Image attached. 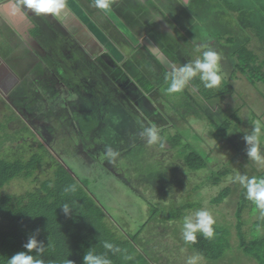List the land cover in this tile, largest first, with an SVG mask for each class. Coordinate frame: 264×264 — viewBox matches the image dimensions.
Masks as SVG:
<instances>
[{
  "label": "flooded vegetation",
  "instance_id": "af4514ba",
  "mask_svg": "<svg viewBox=\"0 0 264 264\" xmlns=\"http://www.w3.org/2000/svg\"><path fill=\"white\" fill-rule=\"evenodd\" d=\"M144 1L113 0L105 13L95 8L94 0H66L67 12L54 17L33 14L23 0H0V122L4 125H0V142L15 144L29 135L34 139V151L27 157L4 159L27 162L36 153L40 156L37 167H65L87 185L91 184L92 168L98 171L93 180L102 179L96 192L104 188V196L115 185L128 187V175L136 170L131 173L126 167H142L158 145H148L140 136L142 130L160 125L167 142L174 136L177 112L165 87L172 66L194 61L208 46L221 56V88L216 92L208 89L212 96L201 95L200 101L185 91L190 108H203L206 100L216 99L214 109L208 108L212 113L208 117L214 122L238 104L264 122V84L251 82L235 67L240 48L258 58L264 56V39L256 38L250 26L234 30L236 43L229 36L223 42V36L215 38L210 31L219 26L220 7L241 0ZM251 2L254 11L257 4ZM199 81L195 78L186 90L190 87L196 95L197 89H206ZM226 86L229 92L222 99L220 93ZM181 114L186 113L180 111L179 118ZM71 125L81 145L66 139L58 146L57 128ZM88 133V141L80 135ZM106 146L120 154L113 163L101 160ZM143 146L151 150L150 157L130 165V150ZM171 166L167 162L164 167ZM137 177L142 182L139 190L148 186L154 197L162 194L157 188L167 184L162 177L159 183L141 173ZM133 189L129 192L137 195L139 190ZM142 196L143 192L137 195Z\"/></svg>",
  "mask_w": 264,
  "mask_h": 264
},
{
  "label": "trees",
  "instance_id": "16d2710c",
  "mask_svg": "<svg viewBox=\"0 0 264 264\" xmlns=\"http://www.w3.org/2000/svg\"><path fill=\"white\" fill-rule=\"evenodd\" d=\"M238 53L236 70L245 74L244 76L251 82L264 84V70L262 69L264 68V61H258L263 58H258L251 52L247 53L244 47L240 48ZM244 56L248 58L245 60ZM248 69L251 71L249 72ZM229 86H226V90L220 93L222 99L227 91L229 92ZM203 92L212 96L208 89H203ZM225 100H228L227 104L229 105V98H225ZM229 110L230 113L219 121L220 124L217 128L227 142H232L233 145L235 140L238 146L244 149L247 147L243 139L244 135L252 130L256 121L264 125L263 119L260 115L248 112L241 104ZM242 126L244 130L241 129ZM181 141V136L175 138L173 136L168 139L171 147L178 149L177 155L182 158L185 170L196 173L206 169L208 167L206 157L200 155L193 145L188 142L179 143ZM261 143L264 147V134L261 136ZM38 157L40 156L35 153L27 162L23 160L10 162L0 158V264H7V260L19 252L27 253L24 244L32 235H36L37 240L43 242L45 247L49 245V242L51 244V247H47L40 257L45 261V264H68V261H71L72 264H83L84 254L89 249L97 254H106L112 264H161L159 259L154 261L157 258H151L148 251L139 245L142 228L136 234L116 232V226L109 220L105 209L87 189L86 180L77 179L65 167H37L40 161ZM233 162H236L238 173L249 177L264 178V161H252L247 157L246 150L240 149L238 158L233 159ZM48 168L50 173L45 175ZM228 173L229 169L226 166L216 171L211 170L207 179L208 184L219 187ZM17 179H32L35 186L20 194L3 191L4 187ZM73 184L76 185L77 190L74 193L66 192L65 189ZM200 187L198 185L192 187V192L196 191L192 201L188 192L183 203L175 207L176 210L173 213H166L161 205L149 206L148 219L152 222L169 221L179 224L182 233L183 217L201 210ZM235 191H237V197L233 202L236 205L234 216L237 220L236 236L239 247L242 251L244 250L243 253L247 257L257 261V264H264V260L261 262L260 259L251 255V252H263L264 254V235L259 233L264 227V219L259 218L264 217V215L250 219L251 216L248 215L253 213L256 207L246 199L245 189L239 184L218 188L210 203L219 205L230 198L229 196ZM185 199L186 201H184ZM65 203L72 208L69 216H66L62 210ZM244 215L250 217L248 220L252 224L250 226L252 229L253 225H256L251 231L249 240L251 243H248V246L240 245L243 236L241 222L245 218ZM214 230L215 235L212 239H205L198 233L197 243L194 245L185 244L182 239L183 247L191 252V255L199 253L205 259H219L230 245L229 240H227L229 232L225 227L218 226L216 223ZM106 241L121 251L113 253L105 249L103 244ZM156 245L157 242H155ZM30 254L37 255L35 251ZM126 256L130 259H125Z\"/></svg>",
  "mask_w": 264,
  "mask_h": 264
},
{
  "label": "rangeland",
  "instance_id": "374dc122",
  "mask_svg": "<svg viewBox=\"0 0 264 264\" xmlns=\"http://www.w3.org/2000/svg\"><path fill=\"white\" fill-rule=\"evenodd\" d=\"M146 1L147 0H145L144 3H146ZM254 2L257 4V6L255 5L256 9L254 8L253 12L250 10L252 7L251 0H241V2H238L237 4L233 3L230 6L223 5L220 7L222 12V15L220 14L221 16L218 19L220 27L216 26L213 31L210 30L213 32V35H215V38L223 36L222 39H224V41H222L225 42L226 36H229L230 42L236 43V38L238 36L234 34V30L236 28H241L242 26H250V31L252 34L262 41V39H264V0H254ZM238 4L242 5L239 7ZM247 20L248 22H246ZM256 24H259V29L256 27ZM203 27L201 28V31L204 30ZM261 58L264 59V56ZM169 83L170 79H168V82H165V87H168ZM198 83L200 84L201 81ZM199 84L196 83V87ZM186 88L181 93L171 95L167 94L168 100L172 102V105L177 112L174 115L175 127L173 135L174 138L176 136H181L182 143L188 142L189 144L193 145V147L198 150L200 155L206 157V160L208 161V167H206V169L203 171L196 173L187 172L185 170L186 168L183 167L182 158L177 155L178 149L176 150L171 148L170 145L167 147L168 142L164 136V147L160 148L159 145H157L155 147L154 154L149 160H147V163H145L142 167H133L135 169L126 167L129 169V171H131V173L136 170L132 176L131 174L128 175L129 182H131L129 183L128 187L122 188L112 183V186H115L110 188L111 192H105V196L102 195L105 191L104 188L100 193L96 192V186L101 184L102 179H99L97 182L93 180V177H98V171L91 168L92 179H90L91 184L87 185V188L91 194L95 195V199L105 209L109 216V220L113 225L116 226V232L120 234H127L128 232L131 234H136L139 229L142 228L143 230L139 236L141 241L139 242L138 240L139 245L141 248H144L148 251L151 258H157L154 259V261L159 259L158 261H160L161 264H186V260L189 256H191V252L183 247L181 241L182 233L180 232L179 224L169 221H150L147 215V206H153L156 204L161 205L163 206L166 213H173L176 210L175 207H178L183 203V199L187 197L188 192L191 195L192 201L193 196L196 194V191L192 192V187L197 185L201 186L199 191L201 196V209L210 211L215 218L216 224L227 229L229 232L227 235V240H229L230 244L229 247L225 249L222 257L216 260H211L209 258L204 259L203 264H257V261L247 257L243 253L244 250L242 251L239 247V241L236 236L237 220L234 216L236 205L233 202V200L237 197V191L231 194L229 196L230 198L226 199L219 205H212L210 203L211 198L216 195L218 188L238 185V183H233L232 180L233 176L238 173L236 162H233V159L238 158V152H240V149L245 151L246 148H240L235 140L233 141V145L231 144L232 142H227L217 128L220 122H214L209 119L208 116L210 112L208 111V108L211 110L214 109V103L216 102V99L206 100L207 102L202 104L203 108H205V112L203 108L198 109L197 106L190 108L191 103L187 101V98H184L185 91H190L198 101L201 100V95L208 98V94H205L203 90L197 89V91H200V95L197 94V91L195 95L193 93L194 91L190 87L188 90H186ZM220 88L221 87H218L217 89L220 90ZM217 89L215 88L213 91L216 92ZM180 111L186 113L184 115L181 114L182 118L178 117ZM229 113L230 111H228L224 117H226ZM210 115H212V113H210ZM0 125H3V123L0 122ZM241 129L244 130L242 127ZM75 132L76 131L73 126L57 128L55 133H57V136H59L60 139L58 140L60 141V145L58 144V146L62 147V144H64V142L67 140H73L72 145L74 146L81 145L80 142H77L78 140L77 137H75ZM80 135L85 137L87 141L89 140V133L86 135ZM33 140L34 139L31 135H29L27 138H22L21 142H15V144L11 141L9 144H7V141L2 140V143L0 142V158L12 159L17 155H25V157H27L28 154L34 151L32 150V148H34L32 146ZM10 144L14 145V147L12 148ZM17 145L18 147H16ZM150 155L151 150L147 147H134L128 153L129 159L127 161L130 162V165H138L136 163L138 158L144 157L147 159L150 157ZM167 162H172V166L168 168L164 167ZM224 166L229 169V173L226 177H224L220 186L213 187L211 184H208L209 181H207V179L210 176V171L219 170ZM166 170H168L167 173ZM49 173L50 170L48 168L46 169L45 175H48ZM139 173H141L145 178L147 177L149 179H155L156 182L159 181L160 177H162L161 179L165 181L164 183H167L166 186H160L157 188L159 193L162 192V194L158 197H154L153 194H151V189L148 186L143 187L141 189L142 191L139 190V187H142V182H140L137 177ZM34 186L35 183L32 182V179H17L13 180L9 183V185L4 187L3 191L7 193L20 194L25 190H30ZM92 188H94V191ZM133 188L136 191L139 190L137 195L143 192V196L138 198L137 195H132L129 191L132 192ZM184 201H186V199ZM246 215H244L245 218L243 219V222H241V226L243 225V227H241L243 234L242 240L240 242L241 246H248V243H251L249 241L252 234L251 231L254 230V227L256 226L253 225V229L250 227L252 224L249 223L248 219L250 217L248 218V216H251L250 219H254L256 216L261 215V212L256 208L253 213L249 214L248 216ZM259 219H264V217H260ZM259 233L260 235H264V227ZM254 234L258 235L257 233ZM154 239L155 242H157L156 246L155 242L153 243ZM251 255L255 256L257 259H260L261 262L264 260L263 252H251Z\"/></svg>",
  "mask_w": 264,
  "mask_h": 264
},
{
  "label": "clouds",
  "instance_id": "9594fccd",
  "mask_svg": "<svg viewBox=\"0 0 264 264\" xmlns=\"http://www.w3.org/2000/svg\"><path fill=\"white\" fill-rule=\"evenodd\" d=\"M23 4L27 9H30L37 16L51 15L61 17L67 12L66 0H23ZM113 0H94L95 8L109 12L112 8ZM221 56L211 46L207 47L201 56L194 61L187 62L180 67L172 66L170 70V83L166 91L168 94L181 93L189 84L197 77L202 82L204 88L215 89L220 87L223 79L221 70ZM264 134V125L256 121L250 132L243 137L246 143V155L249 159L255 162L264 161V147H262L261 136ZM140 136L146 140L148 145H159L164 147V138L160 134V129L151 125L146 127L140 133ZM119 152L111 146H106L101 156V160H107L108 163H113L119 156ZM233 183H238L245 189L246 199L249 200L258 210L261 215H264V178L255 176L249 177L236 173L233 178ZM76 185L68 186L66 192H75ZM63 213L66 216L71 215L72 208L65 203L62 206ZM216 221L210 211L201 209L194 213L185 215L182 222V239L185 244H196L197 234H201L205 239H212L215 235L214 225ZM47 247H51L49 245ZM43 242L38 241L36 235L28 238L24 244L26 252H19L7 260V264H45V261L40 258L46 248ZM103 247L113 253L121 250L110 242H104ZM33 251L36 256L30 254ZM130 259V257H125ZM204 257L196 253L187 258L186 264H203ZM68 264H72L68 261ZM83 264H112V261L106 254H97L89 249L83 257Z\"/></svg>",
  "mask_w": 264,
  "mask_h": 264
},
{
  "label": "crops",
  "instance_id": "0c3cea01",
  "mask_svg": "<svg viewBox=\"0 0 264 264\" xmlns=\"http://www.w3.org/2000/svg\"><path fill=\"white\" fill-rule=\"evenodd\" d=\"M158 0H155V2L158 4V2H157ZM163 1H165V0H163ZM161 2H162V0H161Z\"/></svg>",
  "mask_w": 264,
  "mask_h": 264
}]
</instances>
